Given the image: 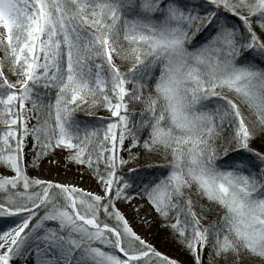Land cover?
I'll return each mask as SVG.
<instances>
[{"label":"snow or ice","instance_id":"obj_1","mask_svg":"<svg viewBox=\"0 0 264 264\" xmlns=\"http://www.w3.org/2000/svg\"><path fill=\"white\" fill-rule=\"evenodd\" d=\"M0 49V264H264V0H0Z\"/></svg>","mask_w":264,"mask_h":264},{"label":"rangeland","instance_id":"obj_2","mask_svg":"<svg viewBox=\"0 0 264 264\" xmlns=\"http://www.w3.org/2000/svg\"><path fill=\"white\" fill-rule=\"evenodd\" d=\"M0 57H2L1 53H0ZM6 74H8L11 79H15V76H13L10 72L6 71ZM127 86L131 87V83L129 82ZM96 111L105 116L110 115V113L102 107L96 109ZM32 122L34 123L35 121ZM253 143L254 146H258V142L254 141ZM59 155L60 154L58 153L57 156L59 157ZM42 164H43L42 168L32 170L33 175H41L47 178H56L61 181L74 182L90 189L96 188L95 182L90 179V174H84L78 172L76 166L66 165L64 163L53 164L49 166L47 161H42ZM132 166L133 165L131 163L128 165L129 168H131ZM2 168L3 166H0V174L9 172L7 168L6 169H2ZM81 177L83 178L81 179ZM141 203H143V201H141ZM120 206L131 220L135 230L139 232L141 235H143L146 239H149L156 246V248H158L160 251L165 252L168 255L173 256L174 258L181 259L182 261L191 260L189 259L190 256L188 255L187 251L178 247L168 235L164 233H160L155 228L154 219L153 222H151L150 224H140L139 222L136 221L137 219L134 218L136 217V212L134 210H129L126 204H122ZM145 212H148L146 208H144V210L140 212V216H143ZM0 227L3 226L0 225ZM28 264H32L31 259L28 260Z\"/></svg>","mask_w":264,"mask_h":264},{"label":"trees","instance_id":"obj_3","mask_svg":"<svg viewBox=\"0 0 264 264\" xmlns=\"http://www.w3.org/2000/svg\"><path fill=\"white\" fill-rule=\"evenodd\" d=\"M0 53H1L2 56H3V50H2V49H0ZM121 66H122V67H126L127 65H126L125 63L121 62ZM5 70L8 71L7 68H5ZM234 98H235V97H234ZM132 106L138 108L140 105L136 104V105H132ZM137 163H146V161H137ZM72 166H75V165H72ZM2 169H6V167H3ZM32 173H33V171L31 172V174H32ZM145 208H146L147 211H149V208H148L147 205H145ZM151 215L153 216V219H154L155 228H156L160 233H164V234H166V235H168V236L170 237V235H169V229H167L166 227H162V226H161L162 221H160V220H158V219L156 218V214H155L154 212L151 213ZM204 215H205L208 219H211V216H209L207 212H205ZM206 221H207V219H206L204 222L206 223ZM170 238H171V237H170ZM171 239H172V238H171ZM172 240H173V239H172ZM173 242H174L178 247L181 248V246H180L175 240H173ZM185 251H186V250H185ZM189 259H191V257H190Z\"/></svg>","mask_w":264,"mask_h":264},{"label":"bare ground","instance_id":"obj_4","mask_svg":"<svg viewBox=\"0 0 264 264\" xmlns=\"http://www.w3.org/2000/svg\"><path fill=\"white\" fill-rule=\"evenodd\" d=\"M134 218H135V217H134ZM136 221L140 223L139 220H136ZM140 224H142V223H140ZM12 264H23V260H22V259L14 258V259L12 260Z\"/></svg>","mask_w":264,"mask_h":264}]
</instances>
